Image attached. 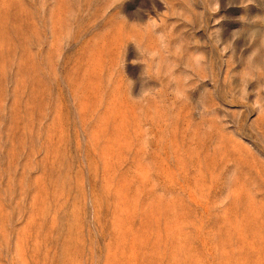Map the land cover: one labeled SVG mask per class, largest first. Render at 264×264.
<instances>
[{
    "label": "rangeland",
    "instance_id": "obj_1",
    "mask_svg": "<svg viewBox=\"0 0 264 264\" xmlns=\"http://www.w3.org/2000/svg\"><path fill=\"white\" fill-rule=\"evenodd\" d=\"M0 264H264V0H0Z\"/></svg>",
    "mask_w": 264,
    "mask_h": 264
},
{
    "label": "clouds",
    "instance_id": "obj_2",
    "mask_svg": "<svg viewBox=\"0 0 264 264\" xmlns=\"http://www.w3.org/2000/svg\"><path fill=\"white\" fill-rule=\"evenodd\" d=\"M147 30H148V27L145 26V31H147ZM157 39L159 41V46L160 47H159V49L152 50V51H149L147 49H143L142 50L141 47L137 45L135 39L131 40V41L135 42V44H136V46L138 48L139 58H140L139 60H140L141 63H143L146 66L145 69L148 67V61L154 59L155 57H157L159 55V51L162 50V49H165L167 47L166 37L164 36V34H162V33L158 34ZM200 60H201V58L199 56L194 58V62L196 63L197 66H199ZM156 67H157V70H158V65ZM144 76L147 79H150V77L148 75H146L145 73H144ZM151 96H152V87H143L142 90H141V93L138 96H135V97L133 96V97H134V101L135 102L144 103L149 98H151Z\"/></svg>",
    "mask_w": 264,
    "mask_h": 264
}]
</instances>
